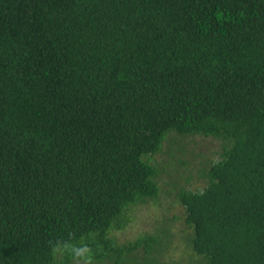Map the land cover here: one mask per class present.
<instances>
[{
	"label": "trees",
	"instance_id": "obj_1",
	"mask_svg": "<svg viewBox=\"0 0 264 264\" xmlns=\"http://www.w3.org/2000/svg\"><path fill=\"white\" fill-rule=\"evenodd\" d=\"M165 178L183 217L119 243ZM186 259L264 264V0H0V264Z\"/></svg>",
	"mask_w": 264,
	"mask_h": 264
},
{
	"label": "rangeland",
	"instance_id": "obj_2",
	"mask_svg": "<svg viewBox=\"0 0 264 264\" xmlns=\"http://www.w3.org/2000/svg\"><path fill=\"white\" fill-rule=\"evenodd\" d=\"M169 145V143L164 144V149ZM221 140L213 137H205L202 135H195L189 137H181L176 143H173L171 148L178 154L181 158L187 160V166H174L178 167L177 170L183 171L184 174L192 175L190 182L185 185L186 188L195 190L203 186L202 178L197 177V172L194 171V167H198L205 164V160H214L217 158L216 151L220 149ZM180 148V150L178 149ZM168 158L167 153L160 152L155 156L157 161H164ZM202 162V164H199ZM189 166V167H188ZM189 168V169H188ZM190 169L193 170L190 171ZM173 174V171H171ZM180 181H183V177H178ZM168 179V178H167ZM166 178L161 180L162 192L158 201H148L146 204H138L130 211L129 216L132 217V220L124 228L114 231V234L117 236V241L119 243H126L137 237L140 232L143 231H153V227H156L160 222L162 216L165 219L172 218L174 216L183 217V209L177 204V200L174 193H167L165 189L168 188L164 182H167ZM171 224V232L174 235H177L178 230L182 226V219L179 218L177 221H169ZM180 239L176 236L175 243L176 247L171 246L169 249V255H172L173 258L177 257V260L187 256V251H182V242L179 246ZM180 257V258H178ZM183 260V259H181ZM187 260V259H186ZM185 260V261H186ZM173 263V262H172ZM171 263V264H172ZM183 264H193L192 261H188Z\"/></svg>",
	"mask_w": 264,
	"mask_h": 264
}]
</instances>
